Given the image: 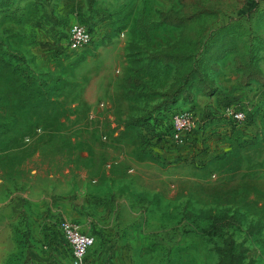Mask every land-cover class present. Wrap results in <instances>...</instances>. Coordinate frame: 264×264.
Instances as JSON below:
<instances>
[{
    "label": "rangeland",
    "instance_id": "374dc122",
    "mask_svg": "<svg viewBox=\"0 0 264 264\" xmlns=\"http://www.w3.org/2000/svg\"><path fill=\"white\" fill-rule=\"evenodd\" d=\"M62 1L80 5L78 19L65 16L42 61L24 39L17 45L27 58L15 56L0 25V115L14 123L0 130V264H68L62 217L34 212L45 199L70 196L94 210L92 219L78 221L96 238L86 264H264V84L246 81L231 51L209 71L213 94L193 87L192 96L173 98L169 92L185 72L154 55L181 39L182 28L159 21L163 12L187 6L180 0ZM182 12L202 13L198 36L209 47L234 37L264 71V0H198ZM74 24L92 31L89 47L68 46ZM246 54H240L243 64ZM134 58L144 68L137 71ZM220 86L239 96L224 105L246 113L228 137L231 149L217 153L219 130L201 129L199 118L183 144L160 136L142 144L151 134L136 124L159 122L155 132L163 137L168 106L206 110L222 97ZM104 173L120 186L98 200L84 184ZM81 176L88 178L76 180L73 192H55Z\"/></svg>",
    "mask_w": 264,
    "mask_h": 264
},
{
    "label": "crops",
    "instance_id": "0c3cea01",
    "mask_svg": "<svg viewBox=\"0 0 264 264\" xmlns=\"http://www.w3.org/2000/svg\"><path fill=\"white\" fill-rule=\"evenodd\" d=\"M69 8H71V12H67ZM78 11H80V5H78V7L76 5L65 6L62 0H0V25L4 26L5 31L8 32L7 38L11 39L9 40V44L13 48V54L15 56H23L25 54L23 47L17 45L18 39H24V43L26 46L30 47V51H34L32 50V43L35 45L36 52H32V54H35L37 59L42 61L45 56L49 54L48 50L53 47L55 36L60 34V30H63L65 16L69 15L71 23L76 22L78 19ZM12 38L16 41L15 43H13ZM0 42V47H2L4 43H2L1 39ZM24 56L27 58L26 54ZM37 62L38 61H35V63ZM257 65L258 64L255 63V66ZM259 69L262 71L263 79L260 81L253 78L250 82L258 81L264 84V71L261 68ZM220 88L223 90V94L221 95L222 97L217 99V104L219 105L213 104L209 106V108H206V110L205 106H200L198 111L195 110V113L198 116L197 119L199 118L200 120L198 124L201 129H205L206 126H208L219 130L217 132V138H219L220 142L218 143L219 152L217 153L223 154L227 149L233 147L232 140H228V137L239 128L232 123L231 118L227 115V108L224 104L230 103L231 101L235 103L236 98L239 96L234 94L230 86L229 88L220 86ZM197 137L199 136L193 135L195 140ZM193 148L197 149L196 143ZM172 152V148L167 149L168 155ZM85 177L81 176L75 179L69 187L55 189V192H58V190H60L61 193H66L70 190L73 192V188H76L74 184L76 180L81 179V181L84 182ZM86 182L84 186L86 185L88 194L94 195L98 200L102 198V196L106 197L114 185L116 187L120 186V184L118 186L115 182H112L111 177L107 173H104V176L101 178L100 176H94L92 179L89 177ZM53 189L54 188H52V190ZM70 197L71 198H67V200L63 198L52 200L45 199L43 202H46V206H35L34 213L37 216L41 214L43 210H47L51 216H53L52 213H55L58 217L69 218L76 221H81L84 217L92 219L95 216H93L92 213L94 210L90 209L89 204L87 207H84L81 205L79 199H76L74 196ZM31 199L33 203L36 201L39 202L36 195H33ZM51 216L49 217V221L52 218ZM34 218L38 220V223L44 220L42 217Z\"/></svg>",
    "mask_w": 264,
    "mask_h": 264
},
{
    "label": "trees",
    "instance_id": "16d2710c",
    "mask_svg": "<svg viewBox=\"0 0 264 264\" xmlns=\"http://www.w3.org/2000/svg\"><path fill=\"white\" fill-rule=\"evenodd\" d=\"M182 2V5L186 7V9L175 11V10H169L166 12H163L161 14V19L159 21L160 24H166L172 27H179L182 28V37L178 41L174 42L170 46H167L161 51L156 52L154 57L162 61L164 63H171L174 65H177L180 69L185 72L184 77L177 79V82H182L181 84H178L177 87H172L170 90V95H172L173 98H175L177 95L183 94L187 96H192V88L197 87L202 89L205 92H208L209 94H213L214 91L217 90V87H215L214 80L209 77V71L218 69L219 64L218 61L223 58L227 53L231 51H236L237 56L239 57V64L243 66L245 70V80L250 81L253 78H256L258 80L263 79L262 71L255 66V62L251 59L249 53L246 54V48L243 45V43L239 40H237L234 37L231 36H224L222 39L217 41L216 43L212 44L210 47L207 44L206 41L203 42L201 35L198 36L200 25L199 21L201 19L202 13L201 12H191L187 14H183L182 11H191L192 7H194V2H189L187 0H180ZM188 6L189 9H188ZM90 30V29H89ZM91 31V30H90ZM92 32V31H91ZM198 36V37H197ZM1 44V42H0ZM197 49L201 51L200 53H192L191 49ZM206 49V50H204ZM208 49V50H207ZM246 54V61L247 63H241L243 62L240 58V54ZM194 60V63L191 65L190 60ZM191 58V59H190ZM186 63L187 66L186 67ZM185 64V65H184ZM132 65L136 70H140L143 67L141 64V59L134 58L132 61ZM191 66V67H190ZM185 67V69H184ZM144 68V67H143ZM189 68V69H188ZM129 93H127L130 96H134V93L131 89H129ZM178 99H176L177 101ZM175 100L172 102L174 103ZM171 103V104H172ZM229 106H234L233 104ZM170 106L166 108L167 115H170L174 110H170ZM227 108V107H226ZM169 113V114H168ZM151 118V117H149ZM150 119H146V122H142L139 124H136L135 127L137 128H147L149 133L151 134L149 139H146V137L143 135L141 138L142 144H145L146 140L150 142L152 138H155L156 136H160L161 141L165 138V142H167L166 139L172 134L173 128L172 125L169 123L170 127L168 128V131L165 133L163 137L162 134H158L155 132L156 125H160V123H155V125L150 126L148 125ZM154 120H157V118H154ZM232 123H234L235 126H238L240 123H236L232 118ZM14 126V123L11 121H8V119H4L2 115H0V130L9 131L12 130ZM141 137V136H140ZM145 139V140H144ZM231 264H235L234 262H231Z\"/></svg>",
    "mask_w": 264,
    "mask_h": 264
},
{
    "label": "built area",
    "instance_id": "2783aa9c",
    "mask_svg": "<svg viewBox=\"0 0 264 264\" xmlns=\"http://www.w3.org/2000/svg\"><path fill=\"white\" fill-rule=\"evenodd\" d=\"M93 40V33L85 25L74 24L68 31L67 44L72 49L89 47ZM226 112L236 123H242L246 119V113L237 110L235 106L227 107ZM196 123L197 115L192 109L173 111L170 115L173 131L166 139L167 143L183 144L185 137H189L196 127ZM58 230L70 251L68 264H86L88 254L96 243L95 236L84 231L78 221L68 218L60 219Z\"/></svg>",
    "mask_w": 264,
    "mask_h": 264
}]
</instances>
